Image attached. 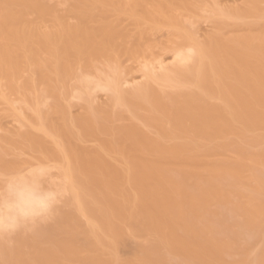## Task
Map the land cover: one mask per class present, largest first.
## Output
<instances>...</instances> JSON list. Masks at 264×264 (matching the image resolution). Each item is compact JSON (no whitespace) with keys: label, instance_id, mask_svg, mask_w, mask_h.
I'll return each mask as SVG.
<instances>
[{"label":"bare ground","instance_id":"bare-ground-1","mask_svg":"<svg viewBox=\"0 0 264 264\" xmlns=\"http://www.w3.org/2000/svg\"><path fill=\"white\" fill-rule=\"evenodd\" d=\"M0 171V264H264V0H0Z\"/></svg>","mask_w":264,"mask_h":264},{"label":"clouds","instance_id":"clouds-1","mask_svg":"<svg viewBox=\"0 0 264 264\" xmlns=\"http://www.w3.org/2000/svg\"><path fill=\"white\" fill-rule=\"evenodd\" d=\"M63 198L39 175L0 171V240L11 243L17 232H34L53 222Z\"/></svg>","mask_w":264,"mask_h":264},{"label":"rangeland","instance_id":"rangeland-1","mask_svg":"<svg viewBox=\"0 0 264 264\" xmlns=\"http://www.w3.org/2000/svg\"><path fill=\"white\" fill-rule=\"evenodd\" d=\"M222 1V3H223V1H224V3H230V4H232L233 3V1L236 3L237 2V0L235 1V0H221ZM201 27H202V29H201V31L200 32H202V30H203V32H204V29L206 30V25H204V24H202L201 25ZM167 58V59H166ZM165 62H168L169 61V57H165ZM139 75H138V73L135 75V79H134V82H138L139 81V77H138ZM127 84H130V83H127ZM126 84V86H129V85H127ZM97 98L100 100V101H102L103 100V98H104V94L103 93H98L97 94ZM79 102V101H78ZM77 101H76V104L78 103ZM80 103V102H79ZM78 103V104H79ZM76 109V108H75ZM73 111H75V110H73ZM7 126H10V124H6Z\"/></svg>","mask_w":264,"mask_h":264}]
</instances>
